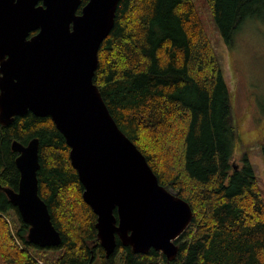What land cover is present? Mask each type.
Segmentation results:
<instances>
[{"label": "trees", "instance_id": "1", "mask_svg": "<svg viewBox=\"0 0 264 264\" xmlns=\"http://www.w3.org/2000/svg\"><path fill=\"white\" fill-rule=\"evenodd\" d=\"M207 1L228 45L245 19L264 18V0ZM99 59L94 81L119 126L160 183L193 208L179 253L170 261L154 248L135 252L117 236L107 258L65 136L51 116L30 111L0 123V264H117V255L121 264H264L261 186L248 154L235 160L242 139L230 86L195 1L121 0ZM34 138L40 195L62 234L58 246L28 239L29 224L3 189L17 190L21 177L12 143Z\"/></svg>", "mask_w": 264, "mask_h": 264}, {"label": "water", "instance_id": "2", "mask_svg": "<svg viewBox=\"0 0 264 264\" xmlns=\"http://www.w3.org/2000/svg\"><path fill=\"white\" fill-rule=\"evenodd\" d=\"M120 1L89 0L79 12L82 0H0V123L30 111L52 117L70 147L83 197L97 214L106 257L115 252L118 236L135 252L154 248L173 261L193 208L160 183L94 81ZM12 148L19 187L3 189L29 224L28 239L58 246L62 234L40 195V140H15Z\"/></svg>", "mask_w": 264, "mask_h": 264}, {"label": "rangeland", "instance_id": "3", "mask_svg": "<svg viewBox=\"0 0 264 264\" xmlns=\"http://www.w3.org/2000/svg\"><path fill=\"white\" fill-rule=\"evenodd\" d=\"M194 1L230 86L233 122L242 139L235 145V160L248 154L264 198V18L245 19L235 31L233 43L228 45L208 1ZM116 258L117 264H121L119 255Z\"/></svg>", "mask_w": 264, "mask_h": 264}, {"label": "flooded vegetation", "instance_id": "4", "mask_svg": "<svg viewBox=\"0 0 264 264\" xmlns=\"http://www.w3.org/2000/svg\"><path fill=\"white\" fill-rule=\"evenodd\" d=\"M124 245V244H123ZM125 246H127V245H125ZM108 258V257H107ZM116 259V258H115Z\"/></svg>", "mask_w": 264, "mask_h": 264}]
</instances>
